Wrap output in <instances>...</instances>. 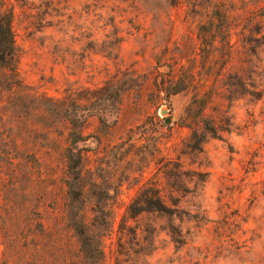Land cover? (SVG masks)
Listing matches in <instances>:
<instances>
[{
    "label": "rangeland",
    "instance_id": "374dc122",
    "mask_svg": "<svg viewBox=\"0 0 264 264\" xmlns=\"http://www.w3.org/2000/svg\"><path fill=\"white\" fill-rule=\"evenodd\" d=\"M3 4L17 63L0 67V264H85L78 213L101 264H264V0ZM216 5L232 35L201 52ZM177 78L208 91L202 119L191 91L158 92ZM70 121L97 185L82 206L65 185ZM145 190L165 210L125 216Z\"/></svg>",
    "mask_w": 264,
    "mask_h": 264
},
{
    "label": "trees",
    "instance_id": "16d2710c",
    "mask_svg": "<svg viewBox=\"0 0 264 264\" xmlns=\"http://www.w3.org/2000/svg\"><path fill=\"white\" fill-rule=\"evenodd\" d=\"M177 1V0H174ZM14 20V11L11 7L3 6L0 8V67L15 73V67L17 63V53L14 41V35L12 31V25ZM214 22H219L222 26H212ZM225 22H228V17L223 11L220 5H216L214 9L210 12L208 23L211 25H202L198 29V36L201 44V52H206L209 45L205 43L210 38H226L231 37L232 28L226 27ZM228 26V23H227ZM228 48H232V44L227 40ZM159 93L164 95L165 99H169L171 96L177 95L179 93L191 91L192 98L189 105L186 108V114L192 117H197L198 119L203 118V114L207 107V102L209 101V93L202 87H193L183 82L181 78H177L176 81H169L167 84L159 85L157 87ZM106 112L100 111L99 117H103ZM93 115L91 112L88 116ZM83 118V117H81ZM103 120V119H102ZM82 123V122H81ZM71 129L69 132V146L64 151V158L66 161V169L68 179L65 182L67 188V196L69 204L76 202L78 205H83L84 195L87 192V187L97 186L95 182L87 183L84 176L83 169V154L82 150L78 149L76 144L85 141L86 137L77 131V126H75L72 121H70ZM199 127V126H198ZM81 128V127H80ZM80 206V208H81ZM98 206V205H97ZM104 206V205H103ZM165 210L164 202L155 191H143L140 192L137 197L133 200V204L129 206L125 211V216L130 219H134L143 213L148 212H162ZM107 214H110L107 217ZM99 215L101 225L108 227L107 231L111 230V226L114 219V211L112 207H106V209H99L97 211ZM112 215V217H111ZM69 223L73 227L74 231L77 233L79 238L80 250L82 256L85 260V264H101L102 253L97 247H94V252H97V257L94 256L93 251L89 248L91 247L92 239L88 234V226L82 219V213L78 216L72 217L70 215ZM91 251V255L89 254Z\"/></svg>",
    "mask_w": 264,
    "mask_h": 264
},
{
    "label": "water",
    "instance_id": "95a60500",
    "mask_svg": "<svg viewBox=\"0 0 264 264\" xmlns=\"http://www.w3.org/2000/svg\"><path fill=\"white\" fill-rule=\"evenodd\" d=\"M162 113L165 114L166 112L163 111ZM168 122H169V119H166V120H165V123H168Z\"/></svg>",
    "mask_w": 264,
    "mask_h": 264
}]
</instances>
